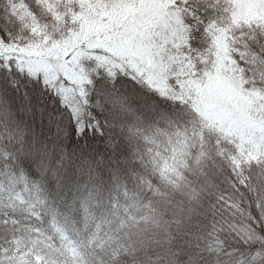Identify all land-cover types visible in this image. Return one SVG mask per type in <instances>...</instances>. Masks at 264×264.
I'll use <instances>...</instances> for the list:
<instances>
[{
	"label": "snow or ice",
	"instance_id": "obj_1",
	"mask_svg": "<svg viewBox=\"0 0 264 264\" xmlns=\"http://www.w3.org/2000/svg\"><path fill=\"white\" fill-rule=\"evenodd\" d=\"M0 123V264H264V0H0Z\"/></svg>",
	"mask_w": 264,
	"mask_h": 264
},
{
	"label": "trees",
	"instance_id": "obj_2",
	"mask_svg": "<svg viewBox=\"0 0 264 264\" xmlns=\"http://www.w3.org/2000/svg\"><path fill=\"white\" fill-rule=\"evenodd\" d=\"M15 128H16L15 124L5 125L3 123H0V148L7 149L8 152L14 153L15 156L18 158L15 160H7V162H5L4 158H0V197H3L4 199L7 198L6 194L3 192V189H6L8 187V176L6 175L7 173H12L13 175L18 176L20 175L21 169H23L24 173L29 175L30 178H35L32 176V172H34L35 170L34 166L32 167L31 170L29 169V167L26 164V157L23 156L19 151V145L16 144L15 141L9 140V135H8L9 131H11L13 135H15ZM141 131H143V129H141ZM47 134H48V131L46 128L44 132L42 133L40 125L38 123L33 128L32 122L29 121L27 125V135L25 138L27 142L25 145V150H27V147L31 144L33 136H36L40 140H43ZM120 145H121V151L119 152L117 159H119L121 155H127L129 151V147L125 139L121 138ZM160 148L164 150L165 152H167V149L165 148L163 144H160ZM86 151H92V152L104 151L105 158L106 160L108 159V153L105 150L103 141H100V140L95 141V143L93 145H90V148ZM100 171L104 173V176H103V179L105 181L104 199H105V203H107V199L109 195L107 183L109 181V177L104 168H101ZM131 187H132V182L130 181L129 188L131 189ZM112 195L113 197H115V192H113ZM123 202H124V198L123 196H121L120 203L123 204ZM90 211H93L97 219H99V217L102 215L104 210L96 209L92 207ZM82 215H83L82 213H78L76 216V219L80 220Z\"/></svg>",
	"mask_w": 264,
	"mask_h": 264
}]
</instances>
